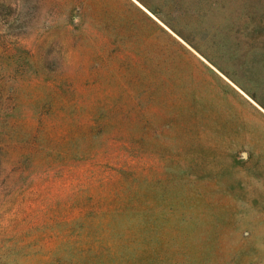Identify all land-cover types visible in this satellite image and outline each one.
<instances>
[{
	"label": "rangeland",
	"instance_id": "rangeland-1",
	"mask_svg": "<svg viewBox=\"0 0 264 264\" xmlns=\"http://www.w3.org/2000/svg\"><path fill=\"white\" fill-rule=\"evenodd\" d=\"M0 264H264V0H0Z\"/></svg>",
	"mask_w": 264,
	"mask_h": 264
}]
</instances>
